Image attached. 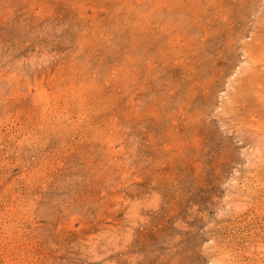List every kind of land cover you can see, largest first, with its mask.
Segmentation results:
<instances>
[{"label": "rangeland", "instance_id": "rangeland-1", "mask_svg": "<svg viewBox=\"0 0 264 264\" xmlns=\"http://www.w3.org/2000/svg\"><path fill=\"white\" fill-rule=\"evenodd\" d=\"M0 264H264V0H0Z\"/></svg>", "mask_w": 264, "mask_h": 264}]
</instances>
